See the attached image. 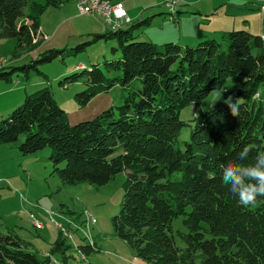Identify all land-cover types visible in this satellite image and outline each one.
Segmentation results:
<instances>
[{
    "label": "trees",
    "instance_id": "1",
    "mask_svg": "<svg viewBox=\"0 0 264 264\" xmlns=\"http://www.w3.org/2000/svg\"><path fill=\"white\" fill-rule=\"evenodd\" d=\"M66 1L47 0L44 6L0 0V39L17 41L16 56L34 51L41 43L42 15ZM151 23L149 17L95 34L93 42H118L113 53L120 56L105 65L121 75L108 77L94 65L61 82L85 79L86 90L76 95L80 106L116 85L128 87L121 106L72 125L52 90L44 87L0 120V144L25 134L19 145L23 154L49 146L52 174L64 185L88 182L99 188L125 171L115 231L147 264H264V198L244 207L222 182V165L240 163L243 147L250 148L245 165L264 153V36L233 30L223 42L204 39L196 47L139 41L136 31ZM62 53L50 50L22 69ZM6 69L0 68V81L11 82L17 68ZM228 80L239 89L224 93L213 109L189 123L181 120L183 109L222 90ZM229 96L236 98L238 115L224 103ZM185 126L191 127L190 139L181 148ZM180 216L187 228L178 231L183 245L173 228ZM63 236L41 258L18 234L0 231V264H50L57 252L66 264L71 245ZM79 248L83 256L101 250L95 241Z\"/></svg>",
    "mask_w": 264,
    "mask_h": 264
},
{
    "label": "rangeland",
    "instance_id": "2",
    "mask_svg": "<svg viewBox=\"0 0 264 264\" xmlns=\"http://www.w3.org/2000/svg\"><path fill=\"white\" fill-rule=\"evenodd\" d=\"M33 1L47 5V0ZM79 3L80 0H68L58 8H47L41 17V43L32 52L16 56L17 41L0 39V68L7 67L6 71L17 68L11 82L0 81V120L19 107L28 94L44 87L52 90L56 102L68 114L72 125L92 121L102 112L122 105L124 96L129 93L128 87L116 85L108 92L95 96L88 105L80 106L76 95L86 90L85 79L61 84L74 74L91 70L94 65H100L108 77L121 75L120 71H108L105 65V60L120 56V51L113 53V48L119 49L118 42L114 39L93 42L95 34H103L109 28L104 17L100 14H81ZM107 3L112 6L115 4L110 1ZM122 3L132 18L130 24L156 14L151 25L136 31L139 41H152L161 45L171 43L166 38L173 34L179 35L178 27L171 23V16H168L174 10L168 7L167 1L124 0ZM183 8L179 3L175 14L183 16V13H177L183 12ZM197 9L193 5V12ZM186 18L188 20L182 23V29L186 34L193 33L199 25H192L191 19ZM211 20L213 25L216 19ZM94 21L103 26L101 31L97 30L99 27ZM200 21L203 29L210 27L205 25L206 21ZM216 40L223 42V35L219 34ZM50 50L63 53L51 62L22 69L40 60L42 54ZM139 85L137 83L136 87ZM238 89V84L228 80L222 90H216L206 99L183 109L181 120L189 123L197 115L213 109L224 93ZM190 133V126L183 127L178 147L184 148ZM25 138L26 135L22 134L18 141L4 143L5 147H0V231L18 234L29 249L41 258L49 255L45 252L51 250L62 234L71 245L67 250V264H147L115 231L114 216L121 210L126 172L118 173L99 188L88 182L64 185L57 175L52 174L53 167L49 160L51 148L47 146L34 153L23 154L19 145ZM36 220L42 227H38ZM173 228L178 244L183 245L178 236L179 230L187 232L183 216L174 219ZM94 241L101 250L83 256L79 247ZM62 258V254L57 252L50 264H65Z\"/></svg>",
    "mask_w": 264,
    "mask_h": 264
},
{
    "label": "crops",
    "instance_id": "3",
    "mask_svg": "<svg viewBox=\"0 0 264 264\" xmlns=\"http://www.w3.org/2000/svg\"><path fill=\"white\" fill-rule=\"evenodd\" d=\"M166 1L158 0L161 3ZM261 4L262 0H182L180 6L184 7L183 12L177 13H183V16H178L175 12L168 14V16H171V23L173 22L178 27L179 35L173 34L170 38H166V41L177 42L184 46H193L204 39H216L219 34L224 35L228 31L235 29H242L253 35L264 36V14L260 11ZM193 5L198 7L194 12ZM127 15L130 18V23H132V18L128 12ZM186 17L191 19L192 25H199L198 28L195 27L193 33L186 34L182 29V23L188 20ZM214 18L216 21L212 25L211 19ZM199 19L201 20L200 22L206 21L205 25L210 27L203 29V23H199ZM94 22L99 27L97 30L101 31L103 26L96 21ZM40 31L43 34L41 28ZM4 145L6 144H0V147H5Z\"/></svg>",
    "mask_w": 264,
    "mask_h": 264
},
{
    "label": "clouds",
    "instance_id": "4",
    "mask_svg": "<svg viewBox=\"0 0 264 264\" xmlns=\"http://www.w3.org/2000/svg\"><path fill=\"white\" fill-rule=\"evenodd\" d=\"M224 103L233 115H238L235 97L229 96ZM249 154L250 148L245 146L237 154L240 163L229 162L222 165V182L229 186L230 193L237 197L244 207L255 205L259 198H264V153L255 156L254 164L245 165L243 161Z\"/></svg>",
    "mask_w": 264,
    "mask_h": 264
},
{
    "label": "built area",
    "instance_id": "5",
    "mask_svg": "<svg viewBox=\"0 0 264 264\" xmlns=\"http://www.w3.org/2000/svg\"><path fill=\"white\" fill-rule=\"evenodd\" d=\"M181 1L182 0H167V5L170 9H174L175 12V9ZM79 9L81 14H100L104 17L108 27L113 30H116L120 26L130 24V18L123 5L116 8H108L105 6V1L80 0ZM260 11L264 14V0H262V4L260 5ZM36 224L41 226L37 220Z\"/></svg>",
    "mask_w": 264,
    "mask_h": 264
},
{
    "label": "bare ground",
    "instance_id": "6",
    "mask_svg": "<svg viewBox=\"0 0 264 264\" xmlns=\"http://www.w3.org/2000/svg\"><path fill=\"white\" fill-rule=\"evenodd\" d=\"M100 1H103V0H100ZM120 5H123L122 3H116V4H114L113 6L112 5H110L109 3H107V1H105V6L106 7H108V8H116V7H118V6H120ZM79 7H80V3H79ZM171 10H173V9H171ZM121 27V26H120ZM120 27H118V28H120ZM117 28V29H118ZM38 227L40 228V226L38 225Z\"/></svg>",
    "mask_w": 264,
    "mask_h": 264
}]
</instances>
